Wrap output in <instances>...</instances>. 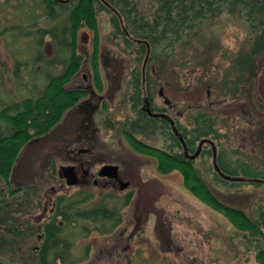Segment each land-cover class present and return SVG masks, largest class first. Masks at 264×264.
I'll return each instance as SVG.
<instances>
[{
  "label": "rangeland",
  "instance_id": "1",
  "mask_svg": "<svg viewBox=\"0 0 264 264\" xmlns=\"http://www.w3.org/2000/svg\"><path fill=\"white\" fill-rule=\"evenodd\" d=\"M5 1L0 0V10L6 7L5 15L0 12L1 102L19 100L23 94L19 82L11 78L15 57L28 61L19 66L23 82L31 81V73L39 74L50 68L48 64L44 67L43 62H34L32 53L28 52L26 40L31 41L30 48L33 49V36L22 37L19 41L17 29L9 25L16 16L21 18L9 6L15 5L17 0ZM29 2H36L40 7L41 16L32 22L33 28H52L68 8L56 6L54 18L45 14L44 5L38 3L39 0ZM128 2L136 7L139 16L147 18L154 3L153 0ZM73 3L75 0L65 4ZM112 15L111 10L97 12V35L84 25L78 30L81 65L65 86H83L94 77L92 55L95 53V77L100 76L103 92H109L112 99L105 101L94 115L96 145H101L104 152L95 148L100 157L90 170L95 173L103 162L120 164L123 169L120 158L123 157L126 161H133V175L129 177L131 184L127 189H104L94 185L84 189L97 197L100 193L124 196L131 192L132 195L127 205L115 202L118 216L113 219L120 220L115 226L114 220L105 224L86 220L75 224L61 223L60 238L67 240L69 245L63 250L65 257L60 264H259L256 253L264 249L263 183L229 182L218 175L221 180L216 178L209 145H204L202 155L192 160L199 175L222 202L242 209L258 225L259 232L252 234L236 227L226 214L199 200L185 187L183 173L179 169L161 172L159 160L153 153H140L124 137V132H129L141 144L181 156L183 147L173 135L169 123L158 120L149 126L138 112L141 103L132 106L130 96L135 75L139 76V90L143 91L141 80L146 47L140 54L138 45L142 43H136L134 39L125 42L124 35L117 33L111 22ZM227 21L228 25L218 27L220 47L217 52L206 54L197 48L199 34L193 36V44L185 51L186 56L178 48L173 57H166L168 52L163 51L157 59L149 57L143 68L144 77L150 79V87L146 86L145 91L147 93L148 90L151 95L152 107L174 119L188 143L193 136L194 116L206 111L216 130V134L208 137L215 142L218 154L223 151L231 159L232 166L236 163L241 165L242 169L237 171L239 176H244L246 168L257 175H264V52L253 60L254 75L245 74L240 84L236 85L234 80L238 75L233 73V58L237 53L248 50L252 35L241 20L229 18ZM95 39L97 49L94 52ZM43 40V55L50 57L54 54L51 38L46 35ZM60 68H50V73H56ZM35 80L42 86L45 84L39 75ZM161 86L170 106L165 105L157 95ZM76 110L73 108L70 115L74 116L73 120H80L85 113ZM67 118L65 112L50 132L34 137L23 147L15 162L11 187L0 178V264H38L36 247L42 244L41 226L52 215L51 202L59 195L69 197L78 188H83L67 185L58 177V166L65 164L60 140ZM196 143L189 145L193 147ZM110 151L112 155L108 154ZM130 151L147 160L137 159ZM47 158L53 162L54 174L49 169L51 164L46 165ZM95 177L98 178L97 175ZM11 189L15 191L12 194ZM57 220L61 221V218ZM110 227L111 230L105 232ZM52 254L50 251L49 263ZM53 261L59 264V260Z\"/></svg>",
  "mask_w": 264,
  "mask_h": 264
},
{
  "label": "trees",
  "instance_id": "2",
  "mask_svg": "<svg viewBox=\"0 0 264 264\" xmlns=\"http://www.w3.org/2000/svg\"><path fill=\"white\" fill-rule=\"evenodd\" d=\"M105 1L120 16L121 21L114 13L111 17L116 32L123 34L127 43L131 39L146 40L150 45V59H157L161 55L160 51L168 52L165 53L166 57H173L178 48L181 50L180 52H183L182 55L186 56L185 51L193 44V36L199 34L201 37L197 39L196 47L201 48L202 52L204 51L206 54L212 51L217 52L220 47L218 27L219 25H228L227 19L229 18L244 22L249 27L252 35L248 50L245 53H237L233 58V73L235 72L238 75L234 80L236 85L240 84L245 74L254 75L253 60L264 52V0H153L152 11L148 14V18L143 15L139 16L136 7L128 0ZM38 3L44 5L45 14H49L50 17L54 18L56 17V6L68 7L66 12L58 18L57 23L61 24L57 25L56 23L52 28H33L32 22H35L41 16L38 11L39 5L36 2H29V0H17L15 5L9 6L14 9L12 12L15 15L19 14L21 18L16 16L15 20L11 21L9 25L12 29H17L19 41L22 37L30 38V36H33V49L30 48L31 41L26 40V45L30 50L28 52L33 55L34 62H43L44 67L48 64L53 69L56 67L61 68L60 71L53 74L50 73V68L47 71L44 68L45 70L39 74L37 72L31 73V76H33L31 81L23 82L19 73V66L28 61L24 60V62L20 57L14 58L11 78L19 82L23 94L20 95L19 100H10L9 102H1L2 99L0 98V178L7 182L10 185L9 187L12 186L15 162L23 147L34 137H40L48 133L53 126L61 121L65 112L81 98L82 93L65 86L81 65L77 32L84 25L97 35V12L101 9L110 10L101 0H75L72 5H66L56 0H39ZM4 8L0 10L3 14ZM16 18L26 23L21 24ZM5 21H8L6 17ZM125 31L128 35L124 34ZM46 35L51 38L50 43L54 47V54L45 58L43 55V38ZM138 46L141 50L138 52L141 54L145 45L139 44ZM96 47L95 39L94 52L97 49ZM12 55L14 56L15 53H12ZM96 58L95 53H93L92 66H94L95 75L97 72ZM157 73L160 74L159 71ZM35 74L39 75L44 81L43 86L36 83ZM95 80L98 89H102L100 76H96ZM149 81V77H146L145 87H150ZM139 85V76L135 75L133 77V92L130 96L133 107L142 102ZM2 88L3 84L0 85V90ZM196 95L199 97V93ZM147 96L151 98L148 90ZM260 107L261 105H259ZM138 112L147 122L142 121L149 126H152L158 120L166 123L163 119L149 118L140 110ZM193 120L195 126L192 129L191 144L201 137L208 136V134H216V130L213 128V120L206 111L198 112ZM124 137L140 153H146L147 155L153 153L159 160L158 166L161 172L179 169L183 173L185 187L203 203L226 214L236 227L247 230L252 234L259 232L258 225L242 209L227 205L218 198L199 175L192 161L141 144L129 132H124ZM217 162L220 169L226 174L238 175L237 171L242 169L241 165L237 163L232 166L231 159L223 151L219 153ZM50 164V172L54 174L55 167L52 160H50ZM243 171L244 176L264 178V175H257L258 173L251 171L250 168ZM214 175L216 178L218 177L217 174ZM84 188H78L69 197L59 195L55 198L50 220L44 222L41 226L43 231L42 244L36 250L38 252V264H58L55 261L52 262L53 259L59 260L60 264V261L64 260L63 250L69 245V242L60 238L61 223L75 224L79 220H86L105 224L114 220L113 217L118 216L115 212V202L120 205H127L131 199L129 193L124 196L115 194L111 196V194L103 195L100 193L97 197L93 192L86 191ZM14 192V189H11L10 193ZM110 204H112L111 207ZM58 218H61V221L57 220ZM119 221V218L116 221L114 220L113 226L118 224ZM111 228L105 232H108ZM50 251L53 254L49 263L48 255ZM256 260L259 264H264V249L256 253Z\"/></svg>",
  "mask_w": 264,
  "mask_h": 264
},
{
  "label": "flooded vegetation",
  "instance_id": "3",
  "mask_svg": "<svg viewBox=\"0 0 264 264\" xmlns=\"http://www.w3.org/2000/svg\"><path fill=\"white\" fill-rule=\"evenodd\" d=\"M83 77L85 79V75ZM93 79H94V81H93ZM101 83H102V89H98L97 84H96V80H95V75H94V77H91L90 81H86L83 86L81 84H77L76 86L71 87V89H75L79 93H82V96L79 99V101L73 107L69 108L66 111V117H68V118H67L66 124L64 125L63 136L61 137V140H60V142L62 143L61 144L62 145L61 153H64V155L62 157L64 159L65 164L64 165L60 164L58 167H59V170H60L61 166L73 167V172H74L75 178H76V184H74V185H77L78 187L87 188L90 185H94V186H97L99 188H104V189H116V188H118L120 190H123V189H127L129 187V185L131 184V179H129V177L133 175V172L131 170V166L133 164V161H126L125 158L120 157L122 160L121 165H123V169L120 168V164L103 162L101 164V166L106 165V164L117 166V168L115 169V172L110 170L104 176L98 175V172H99V169L101 168V166H99V168H97V170L93 174L91 173V170H90L91 167H93L92 165H94L95 162H97L99 160V157H100V155L97 152H95V148L101 149V151L104 152V149L101 145H96L97 141L95 138V134L97 132V128L94 125V122H95L94 121V115H95V113H97L98 110H101L105 101H108V99L109 100L112 99V97H109V95H108L109 92H107V91L103 92V82L101 81ZM141 83H142L143 91H142V102H141L139 110L141 112L145 113L146 116L149 117L147 112H145L144 110H141V107L144 105V101L147 99L148 105H149L148 108L150 109V112L162 113V111H157L152 107V105H153L152 104L153 103L152 98H149L147 96V93L145 91V85H144L145 77L143 74V70H142ZM108 91H109V88H108ZM157 95L162 98V101L165 105L170 106V101L165 96L162 86L159 88ZM78 103H79V105L77 107H75ZM73 108L77 109L76 111L82 110V112L85 113L84 117L81 118L80 120L79 119L73 120L74 116L70 115L71 110ZM164 114H166V113H164ZM153 118H158V117H153ZM162 119L166 123L167 122L169 123L170 129H171L170 122L165 118H162ZM172 121H173V126L181 133V136H182L183 141H184L186 148H187L186 153H184L180 139L178 138V136H176L173 133V135L179 141L180 146L182 148L181 156L185 160H189V161L191 160L192 161L195 158H198L202 155V153L204 151V149H203L204 145H209L210 155H211V165H212L213 150H212L211 145L209 143H203L201 148H200L198 155L194 159H189L190 156L193 155L194 152L196 151L197 145H198V142L200 139L208 138V139L212 140L210 137H208L210 134H208V136L201 137L198 141H195V142H197L196 145L194 144L195 146L193 145V147H190V145H189L190 143H188V141L186 140V138L184 137L182 132L179 130L174 119ZM51 130H52V128L49 130V132ZM213 143L215 144L214 141H213ZM215 149H216V163L218 164L217 157L219 154H218V149H217L216 144H215ZM130 152L133 154V156L137 157V159L147 160L146 157L143 158L142 156H140L138 154H134L132 151H130ZM115 153L116 152H114L113 155L117 159V155ZM108 154L112 155V151L108 152ZM117 160H119V159H117ZM49 163H50V160H49V158H47L46 159V165ZM212 169H213V167H212ZM58 174H59L58 175L59 179L61 181L64 180V182L66 183V179H65L64 175L62 173H60V171ZM94 175L95 176L97 175L98 178L95 177ZM129 194L132 195L131 192ZM51 208H52L51 209V211H52L53 210V202H51ZM143 210H145L144 207H143ZM146 210H148V209L146 208ZM140 214H141V212H140ZM37 248L38 247H36V250H37Z\"/></svg>",
  "mask_w": 264,
  "mask_h": 264
},
{
  "label": "water",
  "instance_id": "4",
  "mask_svg": "<svg viewBox=\"0 0 264 264\" xmlns=\"http://www.w3.org/2000/svg\"><path fill=\"white\" fill-rule=\"evenodd\" d=\"M58 2H61V3H67L69 0H56ZM108 8H110V10L115 13L119 19H120V16L118 14V12L110 6V4L108 2H106L105 0H101ZM121 21V19H120ZM125 34L128 35V33L125 31ZM134 41L136 43H142L145 45L146 47V50H145V56H144V59H143V66H142V70L146 64V61L147 59L149 58V52H150V45L149 43L144 40V39H134ZM148 100L146 99L144 101V105L141 107V110H144L145 112H147V114L151 117H162V118H165L167 119L170 124H171V130L172 132L178 136V138L180 139L181 143H182V147H183V152L186 153L187 151V148H186V145L183 141V138L181 136V133L173 126V121L172 119L164 114V113H152L150 112V109L148 108ZM203 143H209L211 145V148L213 150V156H212V167H213V170L215 171V173L221 177L222 179L226 180V181H229V182H248V183H263L264 184V179H261V178H256V177H245V176H239V175H230V174H226L224 173L220 167L218 166V164L216 163V149H215V144L213 143L212 140L208 139V138H202L199 140L198 142V145H197V149L196 151L194 152L193 155L190 156L189 159H194L199 151H200V148L202 146ZM117 168V166L115 165H102L101 168L99 169V172H98V175L99 176H104L106 175V173H108V171H113L115 172V169ZM60 173H62L66 179V184L67 185H74L76 184V178H75V174L73 172V167L71 166H61L60 167Z\"/></svg>",
  "mask_w": 264,
  "mask_h": 264
}]
</instances>
